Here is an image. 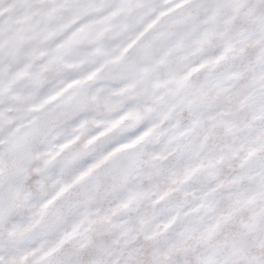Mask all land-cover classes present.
I'll return each instance as SVG.
<instances>
[{
    "label": "clouds",
    "instance_id": "1",
    "mask_svg": "<svg viewBox=\"0 0 264 264\" xmlns=\"http://www.w3.org/2000/svg\"><path fill=\"white\" fill-rule=\"evenodd\" d=\"M10 2L0 0V11L6 9ZM32 2L36 9L48 6L42 0ZM67 2L70 4L72 0ZM87 2L90 11L85 16L76 20L69 30L59 33L39 48L38 52L43 55H39L33 62L28 75L16 79V74L28 63L24 55L10 66H0V201L7 202L11 197L16 205L11 215L0 223V264H8L11 260L17 264H74L77 260L86 264L98 248L116 247L111 243L115 235L110 236L99 230L91 234L90 241L77 238L51 255H45L84 211L85 201L104 195L103 187L80 194L77 186L73 195L66 194L55 201L43 216L37 214L58 191V182L70 181L104 155L131 143L149 129L152 131L139 144L119 153L116 158L122 159L137 152L143 153L144 160L154 155L162 157L151 162L159 169L158 173L150 165L144 164L131 179L132 184L143 182L146 192L134 210L117 218V222L123 223L122 230L127 232L123 239L136 236V240L128 244L124 251L134 250V264H152L157 254L161 256L162 264H196L201 255L199 249L188 254L171 255L167 260L163 259V254L178 244L180 234L185 232L189 222L194 219L183 213L201 203L199 197L203 190L215 184L217 178L202 168L182 185L173 184V181L181 178L186 169L205 163L207 156L218 155L214 150L217 140L208 137L207 147L199 155L195 153L194 146L203 140L194 133L182 138L181 148H176V143H170V140L185 132L198 115L200 119H206V109L220 98L216 84L218 78L237 71L241 73L239 78L228 79L223 85L226 91L221 96H230L245 83V77H250L251 73H246L236 65L221 66L213 74L206 70L193 72L184 81L182 94L186 101L201 106L202 111L199 113L179 104L178 97L169 94L172 85L158 90L157 96L164 98L160 102L145 95L142 87L123 95H115L128 88L143 72L147 66L146 57L155 63L169 49L175 48L167 59L174 67L181 57H187L176 73L178 77H183L202 62L203 54L190 55L195 35H187L185 31L188 9L176 8L182 0ZM120 9L124 10L118 11ZM113 12L118 14L112 16ZM4 15L7 18V13ZM68 16L67 7L60 9L48 22V27L67 23ZM109 16L112 18L104 21ZM30 23L44 27L43 13L34 16ZM85 25L92 26L91 35L82 34L80 43L55 51L57 45L63 43L72 31ZM149 25L151 28L145 33L147 40L142 38L143 43L138 42L119 64H105L106 56L103 53L118 54L119 49ZM28 26L22 23L17 28L23 30ZM0 39L6 40L7 36ZM181 42L182 46L176 47ZM31 47L30 43L27 44L24 51H30ZM52 55L58 59L42 74L41 82L34 84L32 73L47 63ZM110 69L112 74H108ZM89 75H93V78L83 86L75 85L67 89L68 84ZM171 78L169 67L161 66L148 76L144 86L151 88ZM64 89L67 91L62 92ZM54 96L56 99L50 100ZM45 101L50 102L44 104ZM42 104L44 106L39 108ZM133 109L142 112L140 120H120L121 116ZM168 113V118L164 119ZM117 120L120 123L112 127ZM207 123L216 125L217 136H224L222 123L218 120ZM89 140L93 143L89 144ZM65 144L68 146L58 151ZM111 167L113 163L109 162L105 168L97 170V174L103 175ZM20 175L23 181L17 186L16 178ZM166 191L169 194L161 199ZM223 195L227 193H217V198ZM66 200L71 203H66ZM174 216L177 217L176 222L165 228L164 225ZM141 220L145 223L141 224ZM153 231L156 235L148 238ZM113 258L109 257L110 260Z\"/></svg>",
    "mask_w": 264,
    "mask_h": 264
},
{
    "label": "snow or ice",
    "instance_id": "2",
    "mask_svg": "<svg viewBox=\"0 0 264 264\" xmlns=\"http://www.w3.org/2000/svg\"><path fill=\"white\" fill-rule=\"evenodd\" d=\"M42 2L48 6L44 9H36L32 0H11L8 7L0 11V37L7 36L6 40L0 39V66L16 63L21 55L28 59L24 69L16 74V79L28 75L33 62L39 58V55H43L38 52L42 45L52 41L59 33L69 30L76 20L90 11L87 0H72L70 4L67 0H42ZM65 7L69 11L68 22L49 28L48 22ZM176 8L188 9L185 31L187 35H195L192 43L193 51L190 55L203 54L202 62L193 67L187 75L178 77L176 73L187 57H181L174 67L170 65L167 57L176 50L175 48L169 49L168 53L155 63H152L150 57H146L147 66L143 72L128 88L122 89L115 95H123L134 88L142 87L145 95L160 102L164 98L157 96L158 90L172 85L169 94L178 97L179 104L199 113L202 111L201 106L186 101L182 94L184 81L193 72L206 70L207 73L213 74L221 66L236 65L242 67L246 73H251V76L245 77V83L230 96H221L226 91L223 85L228 79L239 78L241 73L237 71L218 78L216 84L220 98L218 102L208 106L206 119H200L198 115L185 132L170 140V143L173 141L176 143V148H181L182 138L194 133L203 140L194 146L195 153L199 155L207 147L208 137H215L217 143L214 145V150L218 155H209L205 163L190 170L186 169L183 176L174 180L173 184H184L202 168L206 169L209 175L217 178V182L205 187L199 197L200 204L183 213L184 216H192L194 219L189 222L185 232L180 234L178 244L163 254V259L167 260L171 255L188 254L199 249L201 255L196 264H264V0H182ZM41 13L45 17L44 27L31 25L33 17ZM117 14L118 12H113L112 16ZM111 18V16L105 17L104 21ZM194 20L198 22L192 23ZM22 23L29 26L20 30L17 25ZM149 28L151 25L119 49L118 54L103 53L106 56L105 64L108 66L119 64L138 42L143 43L142 38L147 40L145 33ZM92 31L91 25L77 28L63 40V43L57 45L55 51L59 52L80 43L82 34L91 35ZM29 43L32 45L31 50L25 52V46ZM181 46L182 42L176 47ZM57 59L56 55H52L47 63L32 73L34 84L38 85L41 82L42 74ZM161 66L169 67L172 78L161 81L151 88L144 86L148 76ZM108 74H112L111 69ZM93 75L68 84L67 89L75 85L83 86L93 78ZM61 94L57 93V95ZM54 99L55 96L50 98V100ZM49 102L45 101L44 104ZM43 106L42 104L39 108ZM169 114H165L164 119H167ZM142 115L140 110L133 109L121 116L120 120L138 121ZM120 120L115 121L111 126L115 127ZM217 120L224 126V136H217L216 125L207 123ZM151 131L152 129H149L131 143L115 148L70 181L58 182L60 183L58 191L43 205L38 216H43L50 205L66 194L73 195L77 186L80 194L103 187L104 195L98 199L85 201L84 211L45 255H51L77 238L90 241L91 234L102 230L110 236L115 235L111 243L116 247L98 248L86 264H134V250L125 252L124 249L136 240V236L123 239L127 236V232L122 230L123 223L117 222V218L134 210L145 196L143 182L131 183L134 173L144 164L150 165L154 172L158 173L159 169L151 162L162 157L154 155L144 160L143 153L137 152L122 159L116 158L119 153L139 144ZM88 143L91 144L93 141L89 140ZM67 146V144L61 145L58 151H63ZM109 162L113 163V167L107 169L103 175H98L97 170L105 168ZM150 177L151 174L148 179ZM22 181L23 176H18L17 186ZM169 191L164 192L160 198L167 196ZM217 193H227V195L217 198ZM65 202L71 203L70 200ZM15 207V201L11 197L7 202L0 201V223L11 215ZM179 207L177 205L178 209ZM176 219V216L172 217L164 227L168 228L176 222ZM143 223L145 221L141 220V224ZM155 235L156 232L153 231L148 238ZM109 257L114 258L110 260ZM8 264H17V262L11 260ZM74 264H83V262L77 260ZM152 264H162L159 254L154 255Z\"/></svg>",
    "mask_w": 264,
    "mask_h": 264
}]
</instances>
